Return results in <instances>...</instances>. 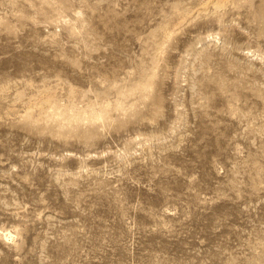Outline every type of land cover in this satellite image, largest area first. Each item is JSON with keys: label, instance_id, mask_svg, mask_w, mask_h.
<instances>
[{"label": "rangeland", "instance_id": "1", "mask_svg": "<svg viewBox=\"0 0 264 264\" xmlns=\"http://www.w3.org/2000/svg\"><path fill=\"white\" fill-rule=\"evenodd\" d=\"M0 264H264V0H0Z\"/></svg>", "mask_w": 264, "mask_h": 264}]
</instances>
